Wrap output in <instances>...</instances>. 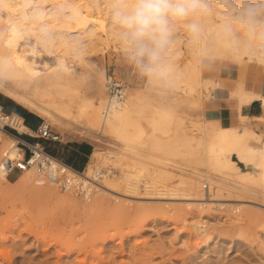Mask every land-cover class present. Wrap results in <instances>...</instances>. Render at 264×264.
I'll use <instances>...</instances> for the list:
<instances>
[{
  "label": "rangeland",
  "instance_id": "374dc122",
  "mask_svg": "<svg viewBox=\"0 0 264 264\" xmlns=\"http://www.w3.org/2000/svg\"><path fill=\"white\" fill-rule=\"evenodd\" d=\"M102 1L98 0V3ZM40 2L50 9L51 0ZM88 8L89 11H81L77 18L83 24L90 18L99 17L98 9L93 3L90 2ZM3 14L0 9V15ZM215 23V18H209V27H214ZM27 37L23 36L21 45L25 50L24 58H27L34 67L36 77L60 70L62 65L78 77L84 72V66L88 65L97 81L99 79L103 82L109 76H113L125 82L127 89L125 97L136 91L153 104H161V107L186 115L192 120L201 115L200 109L196 110L197 106L194 104V101H203L201 92L190 95L186 88L171 92L163 80L145 79L126 63L118 42L108 41L104 50L97 53L87 50L83 63L80 59L60 58L47 51L40 42ZM187 38V33L183 29L181 31L177 29L171 53L172 71L169 79L173 81L176 78L182 81L181 86H196L199 80L196 77L198 64L195 63L194 48H189ZM208 48L209 55L202 63L204 77L216 75L232 82L237 77L244 79L240 76L243 75L250 81L264 84L262 67L243 62L234 63L218 57L220 45L215 40L208 41ZM210 60L219 61L221 64ZM1 99L18 110H25L6 97ZM209 105L204 101V111H208ZM150 109L151 107L144 110L141 115H133L136 123L142 125L146 132L151 129L146 118ZM226 112L227 109L222 106L218 110L208 111V115L211 118H219L223 124H231ZM27 113L31 114L28 111ZM37 118L41 119V129L48 128L60 135V142H42L50 145L49 148L55 152L59 149V155L65 143L75 140L89 142L92 150L106 147V141L114 140L106 128L104 131L100 130V134H93L100 141L97 142L93 137L86 136L85 130L81 127H78L79 131H62L55 125L45 123L46 120L43 118ZM258 121L253 120V125L264 126V118H259ZM33 122L32 119L28 121L30 124ZM80 123L83 125V120ZM162 125L163 130L154 131L161 141L176 139L175 143L180 146L179 150L197 147L195 141H182L190 131L176 129L174 120H163ZM93 129L95 132L98 131L96 127ZM163 157L172 161L169 163L173 166L164 167L155 163L151 171L157 174L161 168L168 169L169 175L173 176L168 179L169 182L167 180L169 187L176 185L181 175L190 173L186 174L175 168L177 162L182 161V156ZM89 160L90 157L87 163ZM123 164H125L123 161L121 164L108 161L104 167L105 170L112 171L109 177L121 180L124 176ZM198 168L205 175L207 166L202 164ZM83 169L80 173L84 172ZM24 172L11 174L9 180H17ZM37 183L33 182L25 189H18L0 182V264H264V229L261 226L264 223V209L255 204L240 203L239 213H235L228 205L226 207L209 205L207 208H200V203L221 202L149 196L145 195L148 189H144L143 182H139L136 194H132L124 183L114 188L118 194L131 193L129 197L99 190L97 195L92 193L83 198L76 191L82 199L75 212L73 203L76 199L70 191L68 198L60 197L59 193L48 190L44 183L43 185ZM47 184L59 189L50 181ZM181 189L188 191L187 186ZM190 192L195 193L194 197L197 198L206 199L209 195L206 185L198 192ZM217 195L230 199H235L239 195L248 200L250 196L249 192L239 191L222 192Z\"/></svg>",
  "mask_w": 264,
  "mask_h": 264
},
{
  "label": "bare ground",
  "instance_id": "6f19581e",
  "mask_svg": "<svg viewBox=\"0 0 264 264\" xmlns=\"http://www.w3.org/2000/svg\"><path fill=\"white\" fill-rule=\"evenodd\" d=\"M51 1V7L47 9L40 0H0V9L4 12L3 16L0 15V92L17 105L46 120L45 123L55 125L62 131H79L78 127H81L86 136L93 137L97 142L100 141L93 134H100L99 131H104V128L111 133L114 140L106 141V147L96 148L84 172L73 176L76 191L83 198L92 193L97 195L99 190L118 194L114 188L122 183L132 194H136L138 183L143 182L144 189H148L145 195L168 196L175 200L221 202L200 203V208L228 205L235 213H239L238 205L249 202L264 209V130L258 131L251 127L248 117L239 113L238 125H225L205 117L202 109L204 101L210 103L216 99V95L223 91L224 85L216 77L202 75V63L209 54L201 55L200 45L191 43L187 35V44L189 48H194L195 63L198 64V85L196 83V86H181L182 81L173 79L179 88H186L190 95L202 93L203 101H194L196 110L201 111L199 118L192 120L186 115L161 107V104L155 105L136 91L129 93L122 101H113L106 89L108 79L97 81L88 65L84 66V72L78 77L64 65L51 74L36 77L34 67L24 58L25 50L21 45L24 35L40 42L47 51L60 58L80 59L83 63L87 50L97 53L104 50L108 41L118 42L113 30L108 27V17L104 11L107 0L102 3H98V0ZM90 2L98 9L99 17L90 18L83 24L77 18L81 11H89ZM42 29L55 38H44ZM217 54L218 57L235 63L231 54L223 47L220 46ZM227 98L235 100L238 110L253 99H260L264 106V92H257L256 88L249 87V81L241 77L228 87ZM149 107L151 109L146 118L151 129L146 132L142 125L136 123L133 115H141ZM82 120L83 125L80 123ZM163 120H174L176 129L189 130L190 134L182 141H195L197 147L179 150L176 139L161 141L154 131L163 130ZM94 127L98 128L97 132ZM17 129L21 133L27 131L23 125H19ZM31 133L34 135V132ZM18 152L20 151L16 139L0 129V182L18 189H25L33 182L42 185L44 183L48 190L68 198L69 191L62 188L57 190L53 185L47 184L49 181L47 182L46 177L39 173L35 166L26 169L17 180L10 181L3 157L7 155L14 158ZM167 155L182 156V161L177 162L178 166L175 165V168L185 173L190 172V175H181L180 172L178 175H181V178L172 187L167 184V180L173 177L169 175L168 169L161 168L157 174L151 171L155 163L164 167L172 165V161L162 158ZM33 160H41L38 151L35 152ZM108 161L125 163L121 180L109 177L112 171L105 170L104 167ZM202 164L207 166L205 175L198 170V166ZM205 185L209 193L208 198H197L194 197L195 193L191 194L190 191L198 192ZM185 186L188 191L181 189ZM45 189L47 191V187ZM237 191L249 192V200L239 195L235 199L217 195ZM126 193L118 195L129 197L131 194ZM261 226L264 229V223Z\"/></svg>",
  "mask_w": 264,
  "mask_h": 264
},
{
  "label": "clouds",
  "instance_id": "9594fccd",
  "mask_svg": "<svg viewBox=\"0 0 264 264\" xmlns=\"http://www.w3.org/2000/svg\"><path fill=\"white\" fill-rule=\"evenodd\" d=\"M104 11L126 63L149 81L163 80L171 92L180 87L169 79L177 29L200 45L201 55L215 40L233 61L264 68V0H107Z\"/></svg>",
  "mask_w": 264,
  "mask_h": 264
},
{
  "label": "built area",
  "instance_id": "2783aa9c",
  "mask_svg": "<svg viewBox=\"0 0 264 264\" xmlns=\"http://www.w3.org/2000/svg\"><path fill=\"white\" fill-rule=\"evenodd\" d=\"M107 79L106 89L108 96L113 101L124 100L126 96V83L113 76H109ZM19 125H24L23 119L15 113L7 112L0 106V129L16 139V145L20 151L14 158H10L7 155L3 157V164L8 170L7 177L10 178V174L13 172L21 173L29 167L35 166L36 170L43 174L48 181L59 188L71 192L76 199L73 203V209L76 212L82 197L76 193L77 186L73 181V176L80 174V171L53 156L41 145L43 141L60 142V135L48 128L41 129L42 125L33 131L34 135L28 132L21 133L17 129ZM25 135L32 137L35 142L31 143L24 140L22 136ZM36 151L40 155V161L33 160Z\"/></svg>",
  "mask_w": 264,
  "mask_h": 264
},
{
  "label": "crops",
  "instance_id": "0c3cea01",
  "mask_svg": "<svg viewBox=\"0 0 264 264\" xmlns=\"http://www.w3.org/2000/svg\"><path fill=\"white\" fill-rule=\"evenodd\" d=\"M210 61L211 62H217V63L221 64L219 61H215V60H210ZM240 76L244 77V79L249 81V87L256 88L257 92H264L263 82H257V81H252V80L250 81L245 76H243V75H240ZM213 77H216V78L221 80V84L224 85V89L222 92H219L216 95V99H214L212 102L209 103L210 107H209L208 111L218 110L220 107L223 106L227 109L226 116L229 117L231 122H232L231 124H225V125H238L240 123L239 116H237L239 113L240 115L248 117L249 125L251 127L257 128L259 130H264V126L262 124L257 126V125H253V122H252L253 120L258 121L259 118H264V106H263L261 100L260 99H253L249 102V104L242 105L241 108L238 110L237 106L235 105L236 104L235 100L227 98L228 87L231 86L234 83V81L237 80L238 77L232 82L224 80L222 78H219L216 75ZM5 97L10 99L5 94L0 92V106L4 110H6L7 112L15 113L16 115L20 116L23 119V121H24L23 126L27 130L25 132L31 133V132L37 130L40 127V125H42L40 118L35 117L36 115L35 116L31 115L32 113L23 107H22L23 109L27 110L31 114L25 113L23 116L20 115L19 110L17 108H14V107L8 105V103L6 101L1 99V98H5ZM232 100H233V102H232ZM203 111H204V105H203ZM208 111H204V115L207 119L217 120V121L221 122V120L219 118L209 117ZM30 119H32L34 121L32 124L28 123V121ZM22 138L28 142H31V143L35 142V140L32 137H30L29 135L22 136ZM67 144H69V145H67ZM41 145L43 146L44 149H46L53 156L57 157L58 159H60L64 163L72 166L74 169L79 170V171H81V169L84 168V165H86L88 157H90L89 162L92 160V155H93L94 151L96 150V148L94 150H92V146L89 142H86V141L82 142V141L75 140L71 143H65V147L62 149V151L60 152V155H59L58 154L59 149H57V151L55 152V151L51 150V148H49V147H51L50 145H47L46 143H41ZM97 148H99V147H97ZM89 162L87 163V165L89 164ZM87 165L85 166V168L83 170L86 169ZM13 173H11V174H13Z\"/></svg>",
  "mask_w": 264,
  "mask_h": 264
},
{
  "label": "trees",
  "instance_id": "16d2710c",
  "mask_svg": "<svg viewBox=\"0 0 264 264\" xmlns=\"http://www.w3.org/2000/svg\"><path fill=\"white\" fill-rule=\"evenodd\" d=\"M25 113H27V111H25V110H19V114H20V115L23 116Z\"/></svg>",
  "mask_w": 264,
  "mask_h": 264
}]
</instances>
